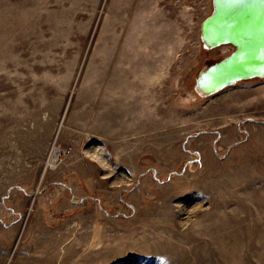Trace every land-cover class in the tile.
Instances as JSON below:
<instances>
[{"label":"rangeland","instance_id":"rangeland-1","mask_svg":"<svg viewBox=\"0 0 264 264\" xmlns=\"http://www.w3.org/2000/svg\"><path fill=\"white\" fill-rule=\"evenodd\" d=\"M210 9L0 0V264H264V77L194 94Z\"/></svg>","mask_w":264,"mask_h":264},{"label":"water","instance_id":"water-1","mask_svg":"<svg viewBox=\"0 0 264 264\" xmlns=\"http://www.w3.org/2000/svg\"><path fill=\"white\" fill-rule=\"evenodd\" d=\"M211 12L200 23L207 49L230 44L233 49L201 69L193 89L214 94L239 80L264 77V0H211Z\"/></svg>","mask_w":264,"mask_h":264},{"label":"bare ground","instance_id":"bare-ground-1","mask_svg":"<svg viewBox=\"0 0 264 264\" xmlns=\"http://www.w3.org/2000/svg\"><path fill=\"white\" fill-rule=\"evenodd\" d=\"M211 9H212V4H211ZM211 9H210V12H211ZM199 36H200V32H199ZM202 43V42H201ZM203 45V44H202ZM227 45H229V46H231V50L233 49V46L232 45H230V44H227ZM204 47V46H203ZM205 48V47H204ZM205 49H207V48H205ZM230 50V51H231ZM206 67V66H205ZM193 85H194V82H193ZM224 89V88H223ZM193 91H194V89H193ZM194 94H196L195 93V91H194ZM112 95V94H111ZM197 95V94H196ZM212 95V94H211ZM199 96V95H198ZM206 96H209V95H206ZM200 97H205V96H200ZM95 145V144H94ZM96 147V146H95ZM96 148H98V147H96ZM98 150V149H97ZM96 151V150H95ZM92 153H93V151H92ZM89 154V153H88ZM54 157H56V156H54ZM102 157V156H101ZM53 159V158H52ZM50 162V161H49Z\"/></svg>","mask_w":264,"mask_h":264},{"label":"built area","instance_id":"built-area-1","mask_svg":"<svg viewBox=\"0 0 264 264\" xmlns=\"http://www.w3.org/2000/svg\"><path fill=\"white\" fill-rule=\"evenodd\" d=\"M60 152L58 151L57 155H56V158L59 156Z\"/></svg>","mask_w":264,"mask_h":264}]
</instances>
